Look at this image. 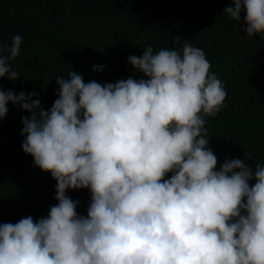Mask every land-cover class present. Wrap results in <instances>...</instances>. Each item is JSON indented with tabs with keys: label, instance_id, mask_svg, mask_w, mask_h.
I'll use <instances>...</instances> for the list:
<instances>
[{
	"label": "clouds",
	"instance_id": "9594fccd",
	"mask_svg": "<svg viewBox=\"0 0 264 264\" xmlns=\"http://www.w3.org/2000/svg\"><path fill=\"white\" fill-rule=\"evenodd\" d=\"M242 10L247 37L264 38V0L223 12L239 22ZM174 42L128 57L146 79L101 84L70 70L48 110L36 92L0 88V119L9 102L30 113L22 148L57 181L58 201L46 217L0 224V264H264V163L217 169L205 124L226 87L202 47ZM22 43L0 46V78L20 77ZM79 189L91 194L87 215L67 195Z\"/></svg>",
	"mask_w": 264,
	"mask_h": 264
},
{
	"label": "trees",
	"instance_id": "16d2710c",
	"mask_svg": "<svg viewBox=\"0 0 264 264\" xmlns=\"http://www.w3.org/2000/svg\"><path fill=\"white\" fill-rule=\"evenodd\" d=\"M233 0H0V46L23 37L12 67L20 77L0 78V88L16 94L36 92L45 110L58 98V78L75 70L84 81L101 84L147 78L128 61L176 47L175 38L202 47L211 71L224 82L227 97L221 111L206 117V138L217 156V169L241 159L253 170L264 163V38L247 37L246 13L233 21L223 10ZM103 71H93L94 65ZM0 119V224L32 216L46 217L55 199L57 181L23 151L19 105L8 104ZM251 154V160L246 159ZM171 174H169L170 177ZM255 180L250 181L254 185ZM77 212L87 215L88 189L69 190Z\"/></svg>",
	"mask_w": 264,
	"mask_h": 264
}]
</instances>
